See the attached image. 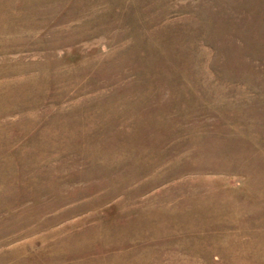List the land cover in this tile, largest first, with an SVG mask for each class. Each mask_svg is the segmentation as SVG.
<instances>
[{"label":"rangeland","instance_id":"1","mask_svg":"<svg viewBox=\"0 0 264 264\" xmlns=\"http://www.w3.org/2000/svg\"><path fill=\"white\" fill-rule=\"evenodd\" d=\"M0 264H264V0H0Z\"/></svg>","mask_w":264,"mask_h":264}]
</instances>
